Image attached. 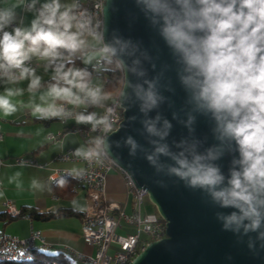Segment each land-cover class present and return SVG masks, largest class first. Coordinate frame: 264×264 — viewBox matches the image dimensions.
<instances>
[{"label": "clouds", "instance_id": "obj_1", "mask_svg": "<svg viewBox=\"0 0 264 264\" xmlns=\"http://www.w3.org/2000/svg\"><path fill=\"white\" fill-rule=\"evenodd\" d=\"M38 2L15 0L0 7V83L5 85L0 92V116L28 110L38 120L74 118L76 124L108 133L112 129L108 115L73 113L67 108L101 106L108 99L101 87L92 86L90 73L75 66V60L91 63L94 56L88 50L101 44L102 54L118 56L131 41L103 43L100 22L93 24L80 0H46L37 8ZM135 3L180 66L179 82L193 112L213 122L216 141L203 151L198 140L169 145L166 141L172 125L157 115L142 121L151 149L145 159L156 174L200 191L206 202L218 209L215 219L221 231L232 233L237 243H246L247 249L257 254L264 250V0ZM18 8L32 12L33 19L28 26H23L21 19L8 31L17 20ZM33 58L43 64L45 73L51 70L47 84L29 66ZM130 70L137 72L135 68ZM137 74L144 75L142 71ZM24 81L26 88L20 87ZM132 87L146 117L163 100L155 81ZM25 93L27 102L20 99ZM195 119L189 114L185 126L191 130ZM125 143L130 147L129 155L144 150L131 136ZM110 149L105 136H96L72 154L85 162L109 158L118 164ZM225 155L230 157L226 174L217 163ZM26 164L22 162L21 167ZM83 171L72 170L78 175ZM21 177V172H15L9 183L15 182L17 189H22ZM60 183L62 186L66 182ZM157 183L166 186L163 180ZM29 186L43 191L45 184L32 178Z\"/></svg>", "mask_w": 264, "mask_h": 264}, {"label": "water", "instance_id": "obj_2", "mask_svg": "<svg viewBox=\"0 0 264 264\" xmlns=\"http://www.w3.org/2000/svg\"><path fill=\"white\" fill-rule=\"evenodd\" d=\"M101 20L103 43H112L114 39L131 41L123 54L110 57L118 63L123 76L118 94L123 122L107 138L111 144V156L119 159L116 167L130 177L136 189L146 193L166 229L165 239L150 244L131 264H264V250L253 254L246 243H237V237L232 233L221 231V225L215 219L218 209L207 203L200 191L188 189L174 178L156 174L145 159L146 151L151 149L148 144L150 137L142 121L157 115L172 125L166 141L169 145L182 140H198L203 151L216 143L213 122L193 112L179 82L180 66L157 30L145 19L135 0H105ZM132 68L137 72H132ZM141 71L144 73L142 76L137 74ZM146 80L155 81L156 89L163 97L147 117L140 111V101L132 87L143 85ZM189 114L196 117L191 130L185 126ZM129 136L144 149H138L134 156L129 155L130 147L125 143ZM229 159L225 155L217 162L225 174ZM158 180H163L166 186H159ZM243 239L246 241L247 237Z\"/></svg>", "mask_w": 264, "mask_h": 264}, {"label": "crops", "instance_id": "obj_3", "mask_svg": "<svg viewBox=\"0 0 264 264\" xmlns=\"http://www.w3.org/2000/svg\"><path fill=\"white\" fill-rule=\"evenodd\" d=\"M12 2L15 0H0V7ZM44 2L46 0H39L37 8ZM61 2L70 3L71 0H61ZM16 11L17 20L12 26L19 25L21 19L23 26H28L33 19V13L24 10V8H18ZM31 62L38 65L36 74L43 78L44 84H47L50 81L51 70L45 73L43 64L38 63L35 58ZM75 62L78 66L80 65L78 58ZM26 86L27 81L20 85V87L25 88ZM4 87L5 85L0 83V92L4 90ZM20 99L27 102L28 94L25 93ZM68 107L75 112L85 113L95 112L97 109L98 115L102 105H82L78 108L68 105ZM84 127H90V125L76 124L74 119H67L65 122L39 123L38 119L33 117L28 110H20L9 117L0 116L2 135L0 161L3 163L0 169V215L5 214L4 205L10 203L19 212L22 209H30L39 214L55 216L53 220L48 222L32 221L27 218L15 220L7 218L0 222V235L24 240L33 231L39 234L43 241L50 246L44 250L47 253L61 249L76 258L79 255L91 257L95 254V250L86 245L81 238V218L78 214H80L85 197L84 190L73 182L65 181L66 183H63L62 186L61 184L57 186L61 181L54 182L56 179L54 173L56 172L75 173L72 172L73 169H83L81 164H56L55 160L69 151L73 152L84 144L83 141L80 143L73 133L76 128ZM49 136L58 137V139L55 142H50L47 140ZM17 158H29L38 166H45L46 169L13 167L12 163ZM18 171L22 173V189H17L15 182L9 183V177ZM32 178L44 182L43 191L30 189L29 185ZM105 200L108 204L124 207L125 214L131 213V200L126 196L125 185L116 172H112L106 177ZM73 213L76 216H67L73 215ZM117 234L122 236L128 233L120 229Z\"/></svg>", "mask_w": 264, "mask_h": 264}, {"label": "built area", "instance_id": "obj_4", "mask_svg": "<svg viewBox=\"0 0 264 264\" xmlns=\"http://www.w3.org/2000/svg\"><path fill=\"white\" fill-rule=\"evenodd\" d=\"M80 3L82 8L86 9L91 15L93 24L97 21L100 22L99 30L101 31V13L105 0H81ZM11 27L15 26H10L8 30H11ZM101 47L102 44L100 45ZM113 63L121 70L118 63L115 61ZM29 66L35 69L38 68V65L32 62H29ZM67 108L76 113L68 106ZM104 115H108L112 122V129L108 133H104L100 129L93 131L91 127L76 128L73 133L77 134L84 144L96 136H105L107 139L123 122L118 97L110 105L101 107L98 116ZM66 120L53 118L50 120H38V122L44 124L53 121L65 122ZM57 139L58 137L54 136L47 137L50 142H55ZM0 143H2L1 128ZM72 153V151H69L59 156L55 163L81 164L84 169L83 174L56 172L54 173L56 177L54 182L62 180L73 182L85 192L80 209L82 217L81 238L86 245L95 250V254L91 257L79 255L77 260L80 264H131L132 260L143 253L150 244L159 243L165 239V223L157 215L148 216L142 214L141 204L147 195L144 191L136 189L130 177L119 170L109 158H102V162H85L75 157ZM22 162L27 163L24 166L27 168L46 169L45 166H38L29 158L14 159L13 167L24 168L21 167ZM2 166L3 163L0 161V169ZM112 172L118 173L125 185L126 196L131 200V213L129 215L125 214L124 207L108 204L105 200L106 177ZM73 176L76 178H73ZM4 209L9 219L15 220L20 217L19 211L12 204H5ZM121 224L131 229L133 233L118 235L117 232L121 229ZM48 247L50 246L43 241L42 237L33 231L24 240L0 235V264L29 263L33 251L45 250Z\"/></svg>", "mask_w": 264, "mask_h": 264}, {"label": "trees", "instance_id": "obj_5", "mask_svg": "<svg viewBox=\"0 0 264 264\" xmlns=\"http://www.w3.org/2000/svg\"><path fill=\"white\" fill-rule=\"evenodd\" d=\"M100 71L99 74H96L94 69H86L90 73V80L92 77H99L102 83V90L107 95L108 99L104 100L102 106L110 105L114 102V100L118 97V94L121 90L123 85V76L121 70L118 66L113 63V61L107 57L102 56L101 62L97 67ZM61 184L58 183L57 186ZM20 217L18 219L27 218L28 220L32 221H41V222H48L55 218L53 215L47 214H39L34 210L30 209H22L20 212ZM67 216H76L67 215ZM79 218L81 214H78ZM7 215H0V222H3L7 219ZM12 220V219H10ZM56 255H50L49 253L45 252L44 250H35L31 253V261L29 263L24 264H72L68 259L64 256V251L61 249H57ZM13 264V263H7Z\"/></svg>", "mask_w": 264, "mask_h": 264}, {"label": "rangeland", "instance_id": "obj_6", "mask_svg": "<svg viewBox=\"0 0 264 264\" xmlns=\"http://www.w3.org/2000/svg\"><path fill=\"white\" fill-rule=\"evenodd\" d=\"M81 1V0H80ZM100 45H95L94 47H92V48H90L89 50H88V54H91V55H93L94 56V58H93V60L91 61V63H89V64H84L83 63V61L81 60V59H79L80 60V65L78 66L77 64H76V62H75V66L76 67H81L82 66V68H92V69H94L95 71V73L96 74H99L100 73V71H99V69L97 68L98 66H99V64H100V62H101V58H102V56H104V54H102L101 52H100ZM91 81H93L92 83H93V85L94 86H99V87H101V80H100V78L99 77H92L91 78ZM91 83V84H92ZM92 85V86H93ZM95 112H97V109L95 110ZM91 127V126H90ZM74 135H76V137L79 139V142L80 143H83L82 142V139L77 135V134H74ZM73 135V136H74ZM141 211H142V214L143 215H148V216H150V215H157L156 214V212H155V209L152 207V205L149 203V201H148V198L146 197V198H144L143 199V201H142V204H141ZM121 229L122 230H124L126 233H128V234H132L133 233V231L131 232V229H129V228H127V227H125L123 224H121ZM142 239H143V237H142ZM50 255H56V252L55 251H53V252H51V253H49ZM64 256H65V258L66 259H68L72 264H80V262L77 260V258L76 257H74V256H71V255H69L68 253H64Z\"/></svg>", "mask_w": 264, "mask_h": 264}]
</instances>
